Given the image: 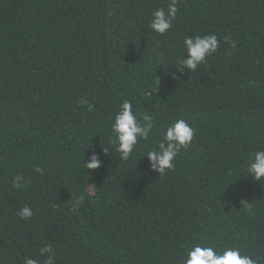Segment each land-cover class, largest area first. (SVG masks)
<instances>
[{
	"label": "trees",
	"instance_id": "1",
	"mask_svg": "<svg viewBox=\"0 0 264 264\" xmlns=\"http://www.w3.org/2000/svg\"><path fill=\"white\" fill-rule=\"evenodd\" d=\"M168 3L0 0V264H43L45 245L55 264H183L197 241L264 264V180L246 171L264 148V0H177L160 35ZM208 34L217 50L177 72L184 37ZM124 99L156 123L126 162L102 151ZM176 119L195 134L160 176L143 156Z\"/></svg>",
	"mask_w": 264,
	"mask_h": 264
},
{
	"label": "clouds",
	"instance_id": "2",
	"mask_svg": "<svg viewBox=\"0 0 264 264\" xmlns=\"http://www.w3.org/2000/svg\"><path fill=\"white\" fill-rule=\"evenodd\" d=\"M178 13L177 0H170L167 8L156 9L150 21L149 27L157 34L163 35L172 27V21ZM219 46L218 37L215 34L185 36L183 39L184 55L177 61V72L183 73L184 69L195 70L206 62V58L213 54ZM231 47H236L235 42ZM178 79V76H174ZM156 127L155 119L150 114L134 111L130 100L124 99L112 117L109 130L108 145L102 148L105 155L114 150L118 153L119 161H128L141 141H147L153 129ZM194 128L183 119H176L163 129V135L159 143L148 150L143 157H147L150 170L164 176L175 168L174 161L181 149L189 146L193 140ZM84 154V153H83ZM84 170H95L101 166V159L93 152L87 162L79 161ZM37 173L42 169L37 167ZM246 171L254 181L264 180V148L257 149L248 157ZM21 174L12 177V186L21 188ZM84 197L77 199L76 204H82ZM33 210L29 206L20 209L17 215L22 219L33 216ZM54 250L51 245H45L39 249V254L45 257L43 264H55ZM24 264H41L40 260L25 257ZM183 264H257V261L241 250L239 246L215 245L211 242L197 241L190 244L183 258Z\"/></svg>",
	"mask_w": 264,
	"mask_h": 264
}]
</instances>
